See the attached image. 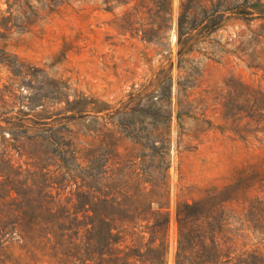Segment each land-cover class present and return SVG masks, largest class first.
<instances>
[{
	"label": "rangeland",
	"instance_id": "1",
	"mask_svg": "<svg viewBox=\"0 0 264 264\" xmlns=\"http://www.w3.org/2000/svg\"><path fill=\"white\" fill-rule=\"evenodd\" d=\"M181 1L199 16L233 8L190 33L193 49L178 66ZM100 2L0 0V166L19 167L20 179L34 185L48 170L58 181L50 189L55 205L68 209L73 187L56 168L68 162L64 151L110 141L108 167L146 164L129 136L155 134L152 112L167 109L169 121L153 123L169 129L166 264H173L180 203L214 213L215 240L230 264L264 263V0H171L169 26L160 30L133 1L112 0L110 9ZM143 31L156 41L147 43ZM166 58L169 103L142 97L108 118L132 89L162 75ZM102 125L93 140L87 129ZM7 188L0 185V196ZM14 196L0 198V264H72L30 223L34 213L14 211ZM60 224L52 228L66 232V221Z\"/></svg>",
	"mask_w": 264,
	"mask_h": 264
},
{
	"label": "trees",
	"instance_id": "2",
	"mask_svg": "<svg viewBox=\"0 0 264 264\" xmlns=\"http://www.w3.org/2000/svg\"><path fill=\"white\" fill-rule=\"evenodd\" d=\"M112 0H101L105 9L112 7ZM123 3L133 1L146 8L150 25L156 30L168 27L170 21L171 0H117ZM220 10H201L202 16L192 11L183 1L176 18L177 64L193 48L187 44L190 33L202 25L206 17L212 18ZM208 13L205 15V13ZM235 14L247 13L235 11ZM204 14V15H203ZM203 27L205 25H202ZM217 24L208 27L214 31ZM141 38L147 43L155 42L153 34L142 32ZM168 59V58H166ZM172 61L168 59L166 69L155 82L140 84L128 93L126 105L113 110L108 115H118L127 105L142 97L151 100L154 96L160 102L169 103ZM153 105L148 104V108ZM159 108L152 112V127L155 134L130 135L129 139L141 147L135 157L147 162L133 166L132 162L119 163L112 167L106 165L112 151L110 141L89 144L82 153L70 148L64 154L68 162L56 168L62 170L65 186H72L73 200L65 209L55 205L50 189L58 185L51 179L48 170L41 173V180L25 183L22 170L13 168L5 161L0 166V185L8 187L4 195L15 196L10 199L15 212H32L30 223L38 228L43 237L51 242L52 248L59 249L67 262L72 264H166L168 254V213H167V169L169 165L168 125L164 131L154 122L167 123L170 111ZM100 111V110H97ZM156 118V119H154ZM104 119V117L102 118ZM109 121V120H108ZM119 124L124 125L117 119ZM105 122H103V125ZM91 126L87 129L94 140L102 134V127ZM107 130V129H106ZM43 168V167H42ZM25 174L29 173L24 171ZM48 180V181H47ZM148 185V186H147ZM4 195L0 196L3 198ZM58 207V209H57ZM55 208V209H54ZM57 212H66L59 215ZM213 212H202L196 203H180L176 207V242L173 264H230L227 251L221 250L215 238ZM60 221V222H59ZM66 221V232L53 229L54 224ZM61 225V224H60ZM63 225V224H62ZM49 227V228H48ZM82 232L79 233V229ZM51 231V232H47ZM146 233V235H145ZM125 235L130 237L125 243ZM51 238V239H50ZM233 264H264L254 258H242Z\"/></svg>",
	"mask_w": 264,
	"mask_h": 264
}]
</instances>
